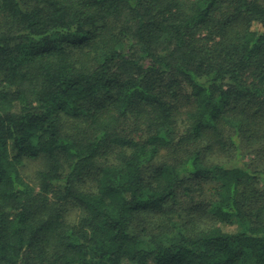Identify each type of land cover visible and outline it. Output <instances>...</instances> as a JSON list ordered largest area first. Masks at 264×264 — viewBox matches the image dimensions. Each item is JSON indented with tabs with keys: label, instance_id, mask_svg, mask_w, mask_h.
<instances>
[{
	"label": "trees",
	"instance_id": "1",
	"mask_svg": "<svg viewBox=\"0 0 264 264\" xmlns=\"http://www.w3.org/2000/svg\"><path fill=\"white\" fill-rule=\"evenodd\" d=\"M0 264H264V0H0Z\"/></svg>",
	"mask_w": 264,
	"mask_h": 264
},
{
	"label": "rangeland",
	"instance_id": "2",
	"mask_svg": "<svg viewBox=\"0 0 264 264\" xmlns=\"http://www.w3.org/2000/svg\"><path fill=\"white\" fill-rule=\"evenodd\" d=\"M250 156H245V160H247ZM34 167V163L33 162H29L26 166H24L22 168V172L23 174L28 177L31 176L32 170ZM67 207L69 209L68 212V217L72 218L75 216L76 214V209L75 208H70V205L67 204ZM202 208L198 209L200 211L196 212H189L188 209L186 210H179L178 213L176 215H178V221L181 225L184 224V221L188 222L189 225H194L195 227H200V228H204L205 226H208L210 223H212V219L210 218V215L206 212L201 210ZM203 211V212H202ZM155 219H157L154 216H150L146 221H142L140 219H133V221H131V226L134 227V229L137 230H142V228L146 225V223H151L153 222ZM133 229V230H134Z\"/></svg>",
	"mask_w": 264,
	"mask_h": 264
}]
</instances>
